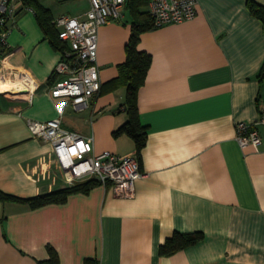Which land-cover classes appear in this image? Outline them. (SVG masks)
<instances>
[{"label": "crops", "instance_id": "0c3cea01", "mask_svg": "<svg viewBox=\"0 0 264 264\" xmlns=\"http://www.w3.org/2000/svg\"><path fill=\"white\" fill-rule=\"evenodd\" d=\"M38 1L52 20L89 9V0L82 9ZM254 3L264 8V0H197L192 19L141 33L138 49L151 63L137 96L147 133L139 154L130 136L112 134L128 118L111 85L126 59L128 11L99 28L101 91L77 111L50 95L61 50L30 5L18 9L9 50H0V85L14 86L0 90V192L30 198L73 185L27 119L61 116L65 128L93 136L95 152L136 156L145 176L132 198L101 184L38 207L0 198V264H39L48 247L59 264H264V126L258 150L235 139V122L255 121L264 101V27ZM175 231H201L203 239L160 255Z\"/></svg>", "mask_w": 264, "mask_h": 264}, {"label": "built area", "instance_id": "2783aa9c", "mask_svg": "<svg viewBox=\"0 0 264 264\" xmlns=\"http://www.w3.org/2000/svg\"><path fill=\"white\" fill-rule=\"evenodd\" d=\"M124 4L125 0H89L84 17L61 15L52 20L59 39L67 44L55 67L56 79L50 89L52 98H68L77 111L91 105L102 86L97 63L99 28L119 19ZM196 6L197 0H147L154 27L192 19ZM19 8L32 9L25 0H0V43L7 51V35ZM22 77L27 90L34 86L29 76L24 73ZM32 92L28 91L29 100ZM27 126L33 137L51 143L58 166L70 184L95 179L110 187L115 196L132 198L136 181L145 176L136 156H120L109 150L95 152L93 136L65 128L61 116L48 120L27 119ZM260 126H264V101L255 121L235 122V139L242 149L247 146L259 149Z\"/></svg>", "mask_w": 264, "mask_h": 264}, {"label": "trees", "instance_id": "16d2710c", "mask_svg": "<svg viewBox=\"0 0 264 264\" xmlns=\"http://www.w3.org/2000/svg\"><path fill=\"white\" fill-rule=\"evenodd\" d=\"M25 2L34 9L44 30L52 35L50 38L51 42L61 50V53H63L67 44L59 39L57 32L54 30L51 31L53 29V24L49 8L45 7L38 0H25ZM146 8L147 0H125L124 9L128 11L132 17L131 35L125 46L126 59L123 63L119 64V74L111 81V85L115 88L121 85L126 87V97L121 108L125 110L128 116L126 122L115 129L112 134L115 137L121 134L130 136L135 143L138 154L146 144L147 133L146 127L143 126L139 120L137 96L138 90L144 83L146 73L151 63L150 54L145 51H140L138 49V43L141 33L154 27L153 19ZM251 10L255 16L260 19L264 27V8L254 3L251 5ZM1 30L2 27L0 26V32ZM3 49H5V47L0 43V50L2 51ZM260 77H264V63L261 67ZM97 184H99L97 180L88 179L60 190L30 198H18L1 192L0 198L4 200L18 199L22 202L28 203L31 207H38L48 203L63 202L70 193L77 191L87 192L91 187ZM202 239L203 233L201 231L185 233L175 231L160 244L159 254L162 256H170L189 245L201 241ZM48 251L50 253L49 258L47 260L39 261V264H59L56 251L52 247H48ZM85 264H94V262L87 260Z\"/></svg>", "mask_w": 264, "mask_h": 264}, {"label": "rangeland", "instance_id": "374dc122", "mask_svg": "<svg viewBox=\"0 0 264 264\" xmlns=\"http://www.w3.org/2000/svg\"><path fill=\"white\" fill-rule=\"evenodd\" d=\"M53 1H56V0H53ZM56 3H59L60 7H61V5L64 4V6H63L64 9L71 8V7H78V8L82 9V8L86 7V1L85 0H61V1H58ZM116 88L118 90L117 91V95H121L122 96V98L120 99V102L118 103V105L120 106L121 104H123V102L125 100L124 97H125V94H126V89H125L124 85L118 86ZM122 114L126 115L125 111H123Z\"/></svg>", "mask_w": 264, "mask_h": 264}, {"label": "bare ground", "instance_id": "6f19581e", "mask_svg": "<svg viewBox=\"0 0 264 264\" xmlns=\"http://www.w3.org/2000/svg\"><path fill=\"white\" fill-rule=\"evenodd\" d=\"M14 86H9V85H0V90H2V91H9V90H13L14 88H13ZM15 89H18V88H16L15 87Z\"/></svg>", "mask_w": 264, "mask_h": 264}]
</instances>
